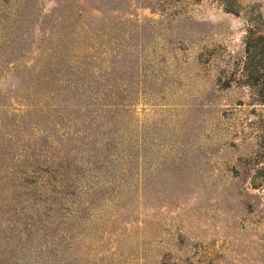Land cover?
I'll return each instance as SVG.
<instances>
[{"label":"rangeland","instance_id":"rangeland-1","mask_svg":"<svg viewBox=\"0 0 264 264\" xmlns=\"http://www.w3.org/2000/svg\"><path fill=\"white\" fill-rule=\"evenodd\" d=\"M247 45L264 0H0V264H264Z\"/></svg>","mask_w":264,"mask_h":264},{"label":"trees","instance_id":"trees-1","mask_svg":"<svg viewBox=\"0 0 264 264\" xmlns=\"http://www.w3.org/2000/svg\"><path fill=\"white\" fill-rule=\"evenodd\" d=\"M253 49L252 51V46L247 45L240 73L246 79L247 86L257 89V92H261L259 95L262 96L264 94V49L258 48V46H253ZM256 49L259 50V53L254 52ZM261 101L264 103V98L261 97Z\"/></svg>","mask_w":264,"mask_h":264}]
</instances>
